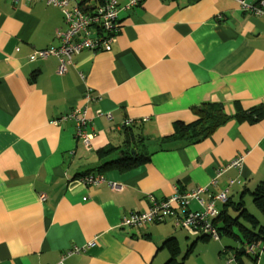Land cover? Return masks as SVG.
Listing matches in <instances>:
<instances>
[{
	"label": "crops",
	"instance_id": "obj_1",
	"mask_svg": "<svg viewBox=\"0 0 264 264\" xmlns=\"http://www.w3.org/2000/svg\"><path fill=\"white\" fill-rule=\"evenodd\" d=\"M128 1L118 0L121 7ZM120 17L110 50H83L60 72L56 56H29L60 45L62 8L0 0V264H56L75 248L66 264H226V246L244 243L171 219L121 225L124 216L150 210V195L165 199L176 187H206L205 202L227 189V203L214 199L233 214L251 196L256 211L247 212L264 230V208L253 195L264 184V116L231 119L198 143L161 144L177 122L194 121L202 104L222 102L229 114L264 106V17L236 0H143ZM76 108L95 133L89 149L75 118L59 120ZM127 130L132 153L150 159L101 169L122 156ZM92 171L105 181L87 185L83 176ZM189 209L202 205L194 198ZM169 238L177 240L175 254ZM242 264H264V241L257 256L243 253Z\"/></svg>",
	"mask_w": 264,
	"mask_h": 264
},
{
	"label": "built area",
	"instance_id": "obj_2",
	"mask_svg": "<svg viewBox=\"0 0 264 264\" xmlns=\"http://www.w3.org/2000/svg\"><path fill=\"white\" fill-rule=\"evenodd\" d=\"M12 2H33L45 1L48 4L59 6L62 8L67 27L65 30L58 32V37L61 43L57 47L41 49L34 51L30 56V60L34 61L37 58H47L54 55L59 60L60 72L67 70L68 64L71 63L72 57L83 50H110L112 43L116 40L122 26L120 12L122 9H132L139 6L143 0H129L123 7L120 6L118 0H96L90 3L91 0H11ZM244 9L264 17V0H260L256 5L249 4L247 0H236ZM77 120V137L81 139L86 148H91L92 140L95 136L93 131L88 129L90 119L86 116L82 108H76L61 116L59 120L68 118ZM56 120L55 122L59 121ZM242 162V158H237L227 164L224 168L217 171V176L228 167L238 165ZM83 181L87 185H99L105 181V178L100 174H89L83 176ZM216 180L213 181L215 183ZM234 180L231 181L233 183ZM113 188L117 184L111 183ZM206 190V187H198L191 191H180L178 187L175 193L165 199H157L150 195L151 202L150 210L136 211L121 219L123 226H140L149 222H162L171 219L176 227L195 230L197 232L206 233L216 239H220L218 228L212 221V218L219 214L216 207L215 199L222 202L228 201V190L220 192L214 196L211 201L205 202L201 198V193ZM45 199V194L41 196ZM197 199L202 205L200 210H190L189 204L192 199ZM256 243L244 246V252L258 255L262 248H257ZM73 251H80L79 248L65 252L56 264H66L65 257ZM226 264H242L232 249H225Z\"/></svg>",
	"mask_w": 264,
	"mask_h": 264
},
{
	"label": "trees",
	"instance_id": "obj_3",
	"mask_svg": "<svg viewBox=\"0 0 264 264\" xmlns=\"http://www.w3.org/2000/svg\"><path fill=\"white\" fill-rule=\"evenodd\" d=\"M195 113L197 117L194 121L190 123L177 122L173 134L161 139V144L164 145L165 149L174 147L179 143L191 144L201 142L206 137L210 136L218 127L224 125L231 119L255 122L264 116V106H255L249 110L229 114L222 102H209L198 106L195 109ZM133 141L134 135L128 131L125 137L126 149L122 150V156L117 159L106 160L102 164L101 169L108 167L129 169L141 162L149 160V155H145L144 153L141 154L137 152L138 150L132 153V147H134L135 144ZM167 144H169L170 147H166ZM130 145L131 147H129ZM113 149L115 148L110 146L108 149L99 151L100 157L104 158ZM92 173L97 174L100 173V171L96 173L93 171L90 173L88 172L84 174V176ZM253 195L257 204L264 208V184L259 185L258 189L254 190ZM242 203L243 202L238 203L241 204L242 207H239V205L234 206V210L238 211L236 214H233L228 208H223L219 210V214L216 217L212 218V221L218 228L220 236L226 235L232 239H237L240 243H244L243 246H226V249L235 251L241 262L242 255L245 253L244 246L256 243L259 245L257 248H261L264 241V230L259 226L258 219L253 214L247 212L243 208ZM204 235L209 236L206 233ZM165 245L171 250L172 254H175L179 250L175 238L167 239ZM247 254L257 256L252 253ZM168 264H182V260L172 258Z\"/></svg>",
	"mask_w": 264,
	"mask_h": 264
},
{
	"label": "rangeland",
	"instance_id": "obj_4",
	"mask_svg": "<svg viewBox=\"0 0 264 264\" xmlns=\"http://www.w3.org/2000/svg\"><path fill=\"white\" fill-rule=\"evenodd\" d=\"M253 204V200H252V197L251 196H248V198L245 199V208H246V211H256V207L252 205ZM224 240H228L230 241L231 243L235 244V240L232 239L231 237H228V236H223Z\"/></svg>",
	"mask_w": 264,
	"mask_h": 264
},
{
	"label": "water",
	"instance_id": "obj_5",
	"mask_svg": "<svg viewBox=\"0 0 264 264\" xmlns=\"http://www.w3.org/2000/svg\"><path fill=\"white\" fill-rule=\"evenodd\" d=\"M242 250H243V248H242Z\"/></svg>",
	"mask_w": 264,
	"mask_h": 264
}]
</instances>
